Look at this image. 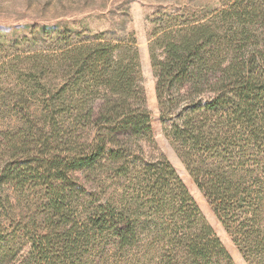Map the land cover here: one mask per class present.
<instances>
[{
	"label": "trees",
	"instance_id": "16d2710c",
	"mask_svg": "<svg viewBox=\"0 0 264 264\" xmlns=\"http://www.w3.org/2000/svg\"><path fill=\"white\" fill-rule=\"evenodd\" d=\"M54 45L44 124L0 134L14 245L0 250L22 236L17 264H235L157 148L134 39L65 31ZM148 53L164 135L243 259L264 264V0L157 12ZM20 202L41 215L18 219Z\"/></svg>",
	"mask_w": 264,
	"mask_h": 264
},
{
	"label": "rangeland",
	"instance_id": "374dc122",
	"mask_svg": "<svg viewBox=\"0 0 264 264\" xmlns=\"http://www.w3.org/2000/svg\"><path fill=\"white\" fill-rule=\"evenodd\" d=\"M220 1L0 0V134L10 131L23 118L35 126L44 124V118L36 115L37 102L48 88L47 58L58 34L65 31L71 35L104 33L113 40L132 37L138 50L141 83L151 113L152 135L157 148L171 163L234 263L248 264L216 219L208 201L193 183L163 133L148 53L149 18L153 14L199 12L203 6L211 9L219 7ZM20 205L24 210L18 213V219H24V222L42 213V209H34L36 202H20ZM9 234L6 232L0 236V242L13 248V240L6 236ZM18 243L23 244V247L15 254L0 250V264L18 263L19 255L25 254L29 248L28 240L22 236ZM101 264H112V261L105 258Z\"/></svg>",
	"mask_w": 264,
	"mask_h": 264
}]
</instances>
